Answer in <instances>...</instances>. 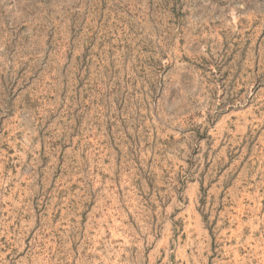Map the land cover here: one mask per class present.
<instances>
[{
  "label": "rangeland",
  "instance_id": "obj_1",
  "mask_svg": "<svg viewBox=\"0 0 264 264\" xmlns=\"http://www.w3.org/2000/svg\"><path fill=\"white\" fill-rule=\"evenodd\" d=\"M0 264H264V0H0Z\"/></svg>",
  "mask_w": 264,
  "mask_h": 264
}]
</instances>
